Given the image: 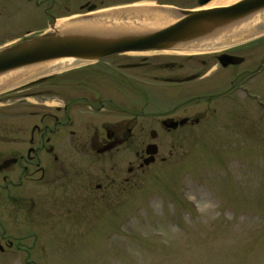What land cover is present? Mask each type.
I'll list each match as a JSON object with an SVG mask.
<instances>
[{"label": "rangeland", "instance_id": "1", "mask_svg": "<svg viewBox=\"0 0 264 264\" xmlns=\"http://www.w3.org/2000/svg\"><path fill=\"white\" fill-rule=\"evenodd\" d=\"M35 1L0 0V49L50 32L63 19L74 16L84 19V13L76 8L56 4L45 12L33 6ZM111 1L108 5L130 3ZM169 2L189 8L197 6L191 1ZM239 53L249 60L257 58L264 53V37ZM189 56L155 51L126 53L118 56V60L130 63L147 58L157 67L162 62ZM163 68L164 65L150 73L153 75L150 77L147 70L123 69L121 86L114 92L123 121L132 119L130 111L138 114L131 124L138 147L144 140L156 143L159 137L166 138L156 162L143 169L134 167L129 174L128 161L133 160L130 155L133 151L122 148L117 164L110 163L115 167L109 163L106 167H89L93 184L106 185L109 176L116 178L115 191H109L103 200L90 198V204L80 209L83 215L69 219L43 215L40 246L36 251L29 250L31 262L264 264V115L242 102L203 104L194 108L201 112L199 125H188L173 135H164V130L148 118L149 114L165 112L177 103L176 98L164 94V88H168L165 84L153 80L165 74ZM113 80L111 76L89 83L110 93ZM68 82L74 83L75 78L70 77ZM3 113L0 104V123ZM151 130L158 133L155 141L150 138ZM178 135L180 139H176ZM72 158L73 167H83V159L79 163L78 156L73 154ZM0 264H21V260L11 253L0 254Z\"/></svg>", "mask_w": 264, "mask_h": 264}, {"label": "flooded vegetation", "instance_id": "2", "mask_svg": "<svg viewBox=\"0 0 264 264\" xmlns=\"http://www.w3.org/2000/svg\"><path fill=\"white\" fill-rule=\"evenodd\" d=\"M109 1L112 2L36 0L33 6L48 12L58 4L67 9L76 8L83 15L104 12L106 16H114L118 8L127 6L134 7L139 14L164 6L177 10L192 9L172 4L171 0H126L130 3L112 6L108 5ZM262 37L264 35L210 52L213 55L205 59L199 56L210 53L174 58L157 64V67H153L147 58L141 62L121 63L118 56L123 54L115 55L80 64L66 72L39 77L19 89L4 93L0 99L4 107L0 123V254H14L21 264H38L29 259V250L36 251L40 246L43 215L57 219L83 215L85 213L80 209L90 204V198L103 200L109 191H115L116 178L109 176L106 185L93 184L89 167H106L107 163L115 167L110 163L117 164L121 149L132 148L127 149L133 151L130 153L133 160L128 161V173L131 174L134 167L143 169L153 165L164 150L166 138L159 137L155 130L150 131V138L155 141L159 137L156 143L144 140L138 147L131 126L137 112L130 111L133 120L123 121L120 117L121 106L114 92H118L121 86L123 66L136 65L130 69L147 70L150 77L153 76L150 73L164 65L165 74L155 76L153 80L165 84L168 88H164V94L176 98L177 103L165 112L149 114L148 118L164 130V135H173L188 125L200 124L201 112L194 108L203 104L220 106L242 102L259 109L264 115V53L250 60L239 53ZM212 64L216 66L213 68ZM111 76L114 82L110 93L92 84ZM70 77L75 78L74 83L68 82ZM111 92L113 99L110 98ZM183 120L184 124L180 125ZM165 123H178V126L169 129ZM152 131H155V137ZM171 139H180V135ZM152 144L158 151L155 161L143 165L147 147ZM73 154L78 156L79 163L83 159V167H73ZM91 186L94 187L92 192ZM99 191L103 193L95 195Z\"/></svg>", "mask_w": 264, "mask_h": 264}, {"label": "water", "instance_id": "3", "mask_svg": "<svg viewBox=\"0 0 264 264\" xmlns=\"http://www.w3.org/2000/svg\"><path fill=\"white\" fill-rule=\"evenodd\" d=\"M212 0H198L197 8L203 7ZM175 9V8H174ZM162 11L156 9L152 11ZM264 10V0H240L225 7H214L197 11L196 9L177 10L180 17L165 27L148 31H75L66 29L52 31L21 40L0 49V76L10 71L37 64L71 58L79 62H97L110 56L127 52L176 51L186 48L193 42L216 38L228 28L246 18ZM150 11L139 14L135 9H119L113 16H102L103 19L131 20L143 19ZM109 13V12H108ZM106 14V13H104ZM86 20L94 16H84ZM151 18V17H150ZM256 36V35H255ZM225 57V56H224ZM136 65H125L133 68ZM184 120L179 124L183 125ZM175 129L178 123L164 124ZM155 137V132H151ZM156 145L147 147L148 157L144 164L155 161Z\"/></svg>", "mask_w": 264, "mask_h": 264}, {"label": "bare ground", "instance_id": "4", "mask_svg": "<svg viewBox=\"0 0 264 264\" xmlns=\"http://www.w3.org/2000/svg\"><path fill=\"white\" fill-rule=\"evenodd\" d=\"M240 0H212L207 5L196 8L197 11L211 9L214 7H225L232 5ZM126 9H133L127 7ZM149 16L143 19L121 20V19H103L104 12L95 13V19L82 20L75 16L68 19L61 20V23L55 25L56 31H65L66 29H74L75 31H148L155 30L170 25L176 21L180 16L175 13L173 7H163L162 11H150ZM151 17V18H150ZM264 33V10L254 14L242 22L228 28L216 38L205 39L199 42H193L186 48L174 51L180 55H194L199 53H208L219 50L225 46H233L244 40L255 37ZM80 62L71 58L53 60L30 67H24L17 70L10 71L0 76V94L5 91L12 90L31 80L43 76H49L62 71L70 70L76 67Z\"/></svg>", "mask_w": 264, "mask_h": 264}]
</instances>
